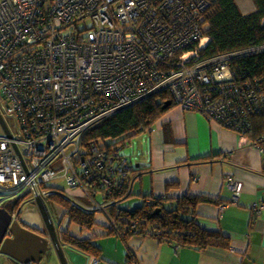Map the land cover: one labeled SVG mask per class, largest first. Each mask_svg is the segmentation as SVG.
<instances>
[{
    "label": "built area",
    "instance_id": "2783aa9c",
    "mask_svg": "<svg viewBox=\"0 0 264 264\" xmlns=\"http://www.w3.org/2000/svg\"><path fill=\"white\" fill-rule=\"evenodd\" d=\"M210 5L0 0V113L14 122L5 120L11 138L0 135V209L21 196L46 201L45 185L56 180L103 209L93 188L117 187L134 166L123 153L128 141L84 145L86 134L163 92L222 127L246 128L259 98L238 87L228 64L245 52L201 55L211 41L202 29ZM227 185L236 196L242 192V183L229 179ZM99 263L96 257L88 262Z\"/></svg>",
    "mask_w": 264,
    "mask_h": 264
},
{
    "label": "crops",
    "instance_id": "0c3cea01",
    "mask_svg": "<svg viewBox=\"0 0 264 264\" xmlns=\"http://www.w3.org/2000/svg\"><path fill=\"white\" fill-rule=\"evenodd\" d=\"M239 3L244 13L254 9L251 0ZM147 132L150 154L136 165L133 178L139 185L135 180L133 192L137 188L136 195L159 199L189 194L213 199L197 206L196 221L204 230L222 233L229 247L177 248L151 237H105L97 228L99 264H264V153L238 133L178 106ZM229 179L243 184L238 196ZM65 249L69 264H88Z\"/></svg>",
    "mask_w": 264,
    "mask_h": 264
},
{
    "label": "trees",
    "instance_id": "16d2710c",
    "mask_svg": "<svg viewBox=\"0 0 264 264\" xmlns=\"http://www.w3.org/2000/svg\"><path fill=\"white\" fill-rule=\"evenodd\" d=\"M251 1L254 9L244 13L239 0H211L202 24L203 35L211 41L201 55L212 59L245 52L228 59V64L238 87L244 91L247 86L250 87L255 97L259 98L260 105L259 109H252L248 115L249 125L246 128L229 130L264 149V0ZM177 106L180 107L167 92L150 97L96 124L86 134L84 145L92 141L123 144L163 122L167 113ZM138 170L134 167L131 176L123 179L117 187L109 190L100 189L99 186L93 188L92 196L103 209H98L80 190L71 191L76 196L74 198L82 200L79 203L68 197L65 190L45 185L49 190L46 201L62 211L60 224L68 222V226L60 231L62 246L87 258V263L91 257L101 261V249L94 242L98 237L95 230L101 228L105 237L118 235L124 240L133 235L151 237L177 248L204 251L229 247L228 238L222 233L204 230L197 224V206L200 203H214L213 199L190 194L177 199L136 195L132 184L137 180L133 174ZM134 196L141 198L137 206L129 203ZM26 202L31 201L21 196L3 207L19 219ZM98 213L108 217L109 225L97 221ZM74 228L78 230L77 233L72 231Z\"/></svg>",
    "mask_w": 264,
    "mask_h": 264
},
{
    "label": "water",
    "instance_id": "95a60500",
    "mask_svg": "<svg viewBox=\"0 0 264 264\" xmlns=\"http://www.w3.org/2000/svg\"><path fill=\"white\" fill-rule=\"evenodd\" d=\"M169 105V103H168ZM0 126L11 138L5 120L0 113ZM45 224L48 238L24 226L5 208L0 209V254L17 264H41L43 257L53 247L60 264H69L56 228L41 197L35 199ZM159 212V211H158ZM10 235V237H8Z\"/></svg>",
    "mask_w": 264,
    "mask_h": 264
},
{
    "label": "rangeland",
    "instance_id": "374dc122",
    "mask_svg": "<svg viewBox=\"0 0 264 264\" xmlns=\"http://www.w3.org/2000/svg\"><path fill=\"white\" fill-rule=\"evenodd\" d=\"M253 7H254V5H253ZM2 102H3V100H2V97L0 95V108H1ZM5 120L11 126L14 125L13 120L8 119V118H6ZM2 134H3V130L0 126V135H2ZM106 142H108V140ZM128 144H129L128 147L124 148L123 153L131 161V163L133 164L134 167H136V165L138 163L143 164L145 162V159H147L148 155L150 154L149 132L144 133L140 137L134 136V137L130 138V140L128 141ZM48 185L49 186H55V187H58V188L65 190V194L70 198L76 197L73 194V192H71L68 189L65 180H56L52 183H49ZM135 185L136 186L139 185L138 180L136 181ZM134 194H138L137 188H135ZM74 200L78 201L79 203H80V201H82V200H79L77 198H74ZM140 200H141L140 197L134 196V198H132L129 203L133 206H137V204H140ZM45 204H46V207L49 211L51 219L54 223V226L56 228V232L58 233L59 238H60V231L67 227V221H63L60 224V220H59L60 207L56 206L55 204H53L52 202H49V201H45ZM18 220H19V222H21V224L23 223L25 225H30V226H32V228L38 229L41 232V234H43L44 237L48 238V234L45 231L46 229H45L44 221L42 219L41 213H40L38 206H37L35 201L26 202V204H23V206L21 208V214H20V217ZM97 221L99 223H103L105 225L106 224L109 225V223H110V220L108 219V217L104 213H98L97 214ZM63 249L66 251L65 247H63ZM0 264H12V262L7 257L0 254ZM41 264H60L57 253L53 247H51V249L43 257Z\"/></svg>",
    "mask_w": 264,
    "mask_h": 264
},
{
    "label": "flooded vegetation",
    "instance_id": "af4514ba",
    "mask_svg": "<svg viewBox=\"0 0 264 264\" xmlns=\"http://www.w3.org/2000/svg\"><path fill=\"white\" fill-rule=\"evenodd\" d=\"M6 209V208H5ZM18 219V218H17ZM22 226H24V227H26V228H28V229H30V230H32V231H34V232H36V233H41L38 229H36V228H32V226H30V225H25V224H23L22 223ZM36 229V230H35ZM41 235H43V234H41ZM8 237H10V235L8 236ZM2 255V254H1ZM4 256V255H3ZM6 257V256H5ZM11 262H12V264H17V263H15V262H13L11 259H9Z\"/></svg>",
    "mask_w": 264,
    "mask_h": 264
}]
</instances>
